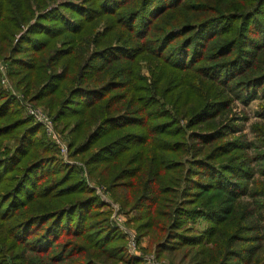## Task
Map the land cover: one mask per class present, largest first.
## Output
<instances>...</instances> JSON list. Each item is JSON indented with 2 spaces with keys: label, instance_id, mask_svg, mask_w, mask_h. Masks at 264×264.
<instances>
[{
  "label": "trees",
  "instance_id": "1",
  "mask_svg": "<svg viewBox=\"0 0 264 264\" xmlns=\"http://www.w3.org/2000/svg\"><path fill=\"white\" fill-rule=\"evenodd\" d=\"M0 59L159 258L264 264V122L229 116L259 97L264 119V0H0ZM9 91L0 264H141Z\"/></svg>",
  "mask_w": 264,
  "mask_h": 264
},
{
  "label": "rangeland",
  "instance_id": "2",
  "mask_svg": "<svg viewBox=\"0 0 264 264\" xmlns=\"http://www.w3.org/2000/svg\"><path fill=\"white\" fill-rule=\"evenodd\" d=\"M98 31L102 30V26H99L97 28ZM143 73L148 77L149 73L147 69L143 70ZM0 84L1 86L9 92H12L16 95V98L20 102V105L22 106L23 115L25 117L30 116L27 108L28 107H34L39 108L42 111H44L52 120L53 116L48 112V109L43 105H33L31 104L26 97H23V94L20 93L15 88V83L8 75V68L7 63L0 59ZM11 86V89H7V86ZM261 99L254 98L252 101L249 102L248 105H244L240 100H236L233 103L232 106V113L229 114L230 117L237 116L234 121H232L230 124H232V128L235 132L242 131L247 134V137L249 140L253 141V134L251 132V124L254 122L262 121L264 122L263 117H261V110L259 108ZM234 113V114H233ZM34 122V120L32 119ZM36 124H39L42 126L41 123L34 122ZM182 124L184 122H181ZM53 127L55 132L60 136V139L62 140L65 149L61 148L57 143H55L54 139H52L45 128H43L44 137L48 140V142L54 147L56 150V155L63 160V162L70 166H75L78 170V174L80 178L87 184L89 188H91L94 192V194L98 197V199L102 203V210L109 212V220L111 224L116 227L126 241V251L128 255L131 257L138 259L141 261V264H176L170 260L169 257H161L159 258L157 256V252L155 249V244L150 242V239L148 236L141 238L138 240L136 232L134 228L132 227L129 219L132 215H129L125 212V210L122 208V206L113 198L111 195L109 189L105 184H102L98 182L96 179L91 177L88 174V171L84 165V163L78 159L74 158L70 155V150L68 147L69 140L65 132L61 131L60 126L55 125L53 121ZM64 149V150H63ZM249 155L252 156L256 152L254 150H249ZM253 171V177L256 178L257 181L264 183V177L260 174L258 165L256 163L251 164ZM249 197H245L244 200H248ZM205 222L203 220H199L196 223L195 231H199L202 228L205 227Z\"/></svg>",
  "mask_w": 264,
  "mask_h": 264
},
{
  "label": "built area",
  "instance_id": "3",
  "mask_svg": "<svg viewBox=\"0 0 264 264\" xmlns=\"http://www.w3.org/2000/svg\"><path fill=\"white\" fill-rule=\"evenodd\" d=\"M7 89H11V86H7ZM27 110L34 122L41 123L49 134V136L54 139L55 143H57L61 148L65 149V146L62 140L60 139V136L54 130L53 120L50 118V116H48L44 111L39 108H34L30 106L27 108Z\"/></svg>",
  "mask_w": 264,
  "mask_h": 264
}]
</instances>
